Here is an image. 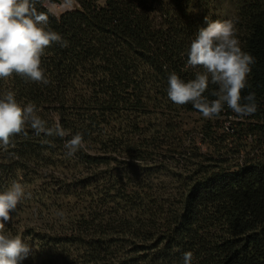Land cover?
<instances>
[{"label": "trees", "instance_id": "16d2710c", "mask_svg": "<svg viewBox=\"0 0 264 264\" xmlns=\"http://www.w3.org/2000/svg\"><path fill=\"white\" fill-rule=\"evenodd\" d=\"M62 1L61 12L36 3L68 41L42 56L51 82L0 79V95L14 91L70 133L28 127L0 147V192L13 181L26 191L5 225L31 247L19 264H183L186 251L192 264H264V0H229V12L219 0ZM205 17L239 18L256 61L243 90L255 93L251 116L225 106L205 119L167 97L171 72L200 71L186 61ZM77 132L85 147L68 156Z\"/></svg>", "mask_w": 264, "mask_h": 264}, {"label": "clouds", "instance_id": "9594fccd", "mask_svg": "<svg viewBox=\"0 0 264 264\" xmlns=\"http://www.w3.org/2000/svg\"><path fill=\"white\" fill-rule=\"evenodd\" d=\"M37 2L39 0H0V79L16 75L44 85L51 82L41 66L42 56L53 43L67 47L68 41L49 27V17L37 10ZM205 21L206 27L199 28L187 51L186 66L200 71L187 81L171 72L168 99L177 106L191 104L205 119L219 118L225 106L236 114L234 118L255 114L258 109L255 93L245 96L243 90L250 87L249 76L256 61L242 50L237 37L239 18L209 21L205 17ZM209 84L217 86L212 92L215 99L205 95ZM28 127L36 136L64 138L70 135L58 121L53 127H47L33 102L22 105L14 91H5L0 95V147L4 150L15 147L13 137L27 136ZM42 143L54 146L48 140ZM84 147L85 141L79 132L64 144L68 156ZM25 196V187L18 181L0 192V264H19L31 252L30 245L20 235L5 231V225L12 220V213ZM192 260V251L183 253V264H192Z\"/></svg>", "mask_w": 264, "mask_h": 264}, {"label": "rangeland", "instance_id": "374dc122", "mask_svg": "<svg viewBox=\"0 0 264 264\" xmlns=\"http://www.w3.org/2000/svg\"><path fill=\"white\" fill-rule=\"evenodd\" d=\"M56 1H58L60 4H51V3H49L50 0H48V5H49L51 11H53V12H61V11L65 10V9L70 8V4L69 3L65 2V1H62V0H56ZM217 4L220 6L222 11L229 12V8H228L229 7V0H219L217 2ZM229 17H230V15H229Z\"/></svg>", "mask_w": 264, "mask_h": 264}, {"label": "water", "instance_id": "95a60500", "mask_svg": "<svg viewBox=\"0 0 264 264\" xmlns=\"http://www.w3.org/2000/svg\"><path fill=\"white\" fill-rule=\"evenodd\" d=\"M49 3H51V4H59V2L58 1H56V0H50V2Z\"/></svg>", "mask_w": 264, "mask_h": 264}]
</instances>
